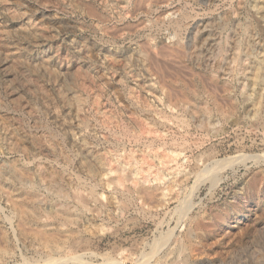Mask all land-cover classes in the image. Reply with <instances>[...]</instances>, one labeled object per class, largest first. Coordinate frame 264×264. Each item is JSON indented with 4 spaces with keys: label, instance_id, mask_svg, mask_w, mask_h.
Returning <instances> with one entry per match:
<instances>
[{
    "label": "rangeland",
    "instance_id": "rangeland-1",
    "mask_svg": "<svg viewBox=\"0 0 264 264\" xmlns=\"http://www.w3.org/2000/svg\"><path fill=\"white\" fill-rule=\"evenodd\" d=\"M262 4L0 0V264H255Z\"/></svg>",
    "mask_w": 264,
    "mask_h": 264
},
{
    "label": "bare ground",
    "instance_id": "bare-ground-1",
    "mask_svg": "<svg viewBox=\"0 0 264 264\" xmlns=\"http://www.w3.org/2000/svg\"><path fill=\"white\" fill-rule=\"evenodd\" d=\"M263 3V2H262ZM263 5V4H262ZM263 7H264V5H263ZM264 15V14H263ZM264 18V17H263ZM253 25V24H252ZM206 27V26H205ZM263 29V28H262ZM197 33V32H196ZM200 33V32H199ZM252 33V32H251ZM253 36V35H252ZM208 37H209V35H208ZM246 37V36H245ZM248 39V38H247ZM227 40V39H226ZM243 40V39H242ZM206 41V40H205ZM221 43V42H220ZM219 43V44H220ZM237 43V42H236ZM242 43V42H241ZM240 45V44H239ZM222 48V47H221ZM237 48V47H236ZM245 48V47H244ZM246 48H248V47H246ZM262 48V47H261ZM227 49V48H226ZM239 49V48H238ZM224 50V49H223ZM236 50V49H235ZM221 51V50H220ZM249 51V50H248ZM223 54V53H222ZM225 54V53H224ZM234 54V53H233ZM226 55V54H225ZM238 56V55H237ZM231 58V57H230ZM216 59V58H215ZM224 59V58H223ZM237 59V58H236ZM251 61V60H250ZM245 62V61H244ZM219 63V62H218ZM250 66H249V68L251 67V69H250V77L252 78V83H253V86H254V84H257V86H259V87H261L262 88V90H264V48H262L261 50H260V53L258 54V55H256L253 59H252V63H250L249 64ZM247 67V66H246ZM220 68V67H219ZM248 68V69H249ZM246 70V69H245ZM241 71H242V68H241ZM247 71V70H246ZM237 73H239V72H237ZM249 73V72H248ZM246 74V73H245ZM244 74V75H245ZM243 75V76H244ZM231 78V77H230ZM251 78H250V81H251ZM246 79V78H245ZM242 80V79H241ZM246 83V82H245ZM246 85V84H245ZM252 85V84H251ZM230 86V85H229ZM245 87V86H244ZM252 87V86H251ZM250 87V88H251ZM255 87V86H254ZM253 87V88H254ZM260 88V89H261ZM256 90H258V89H256ZM254 93V92H253ZM210 95V94H209ZM256 95V94H255ZM261 95V94H260ZM241 96V95H240ZM253 96V95H252ZM250 97V96H249ZM247 98V97H246ZM251 99V98H250ZM253 99H255V98H253ZM257 99V98H256ZM247 100H248V98H247ZM259 101H260V99H259ZM208 102V101H207ZM264 103V102H263ZM206 104V103H205ZM217 107H219V106H217ZM211 108V107H210ZM209 108V109H210ZM252 108V107H251ZM206 110V109H205ZM214 110V109H213ZM216 110V109H215ZM259 110V109H258ZM257 110V111H258ZM204 112V111H203ZM206 113V112H205ZM221 115V114H220ZM227 115V114H226ZM225 116V115H224ZM217 117V116H216ZM238 117V116H237ZM256 117V116H255ZM255 117H253V118H255ZM213 118V117H212ZM209 120V119H208ZM251 120V119H250ZM264 120V119H263ZM210 122V121H209ZM264 125V124H263ZM261 157V156H260ZM264 157V156H263ZM229 158V157H228ZM170 159V158H169ZM242 160H244L243 159V156H242V158H241ZM261 159V158H260ZM231 159L229 158V159H227L225 162L223 161L222 163H224V164H228V162L229 163H231V161H230ZM232 160H233V158H232ZM236 160V159H235ZM234 160V161H235ZM246 160V159H245ZM221 161H222V159H221ZM218 162V161H217ZM236 162H238L237 160H236ZM245 162V161H244ZM218 164H216V166H217ZM220 165V164H219ZM222 165V164H221ZM218 167V166H217ZM223 167V166H222ZM223 169H224V167H223ZM220 170V169H219ZM260 174V173H259ZM219 179V178H218ZM217 180V179H216ZM252 181V180H251ZM143 182V181H142ZM148 187H149V185H148ZM259 197V196H258ZM80 198V197H79ZM256 224V223H255ZM260 226V227H259ZM256 227V230H257V228L258 229H264V224L263 225H256L255 226ZM257 232V231H256ZM259 234V233H258ZM187 236V235H186ZM189 238V237H188ZM258 242V241H257ZM51 244V243H50ZM179 244H181V243H178V245ZM59 245V244H58ZM178 245H174L173 247H171L170 249H169V251H167L164 255H162V256H160V257H158L157 259H155V261H154V263L153 264H185L184 263V261L182 260V259H184V258H182L181 257V255H182V252H183V249L180 247V246H178ZM263 246H264V244H263ZM182 247H184L183 245H182ZM185 249V248H184ZM185 251V250H184ZM251 253V257L253 258V260H254V263L255 264H264V249L262 250H260L259 248H258V246L254 243L253 245H252V247H251V251H250ZM185 256V255H184ZM262 259V260H261ZM187 260V259H186ZM153 261V260H152ZM187 262V261H186ZM252 264V263H251Z\"/></svg>",
    "mask_w": 264,
    "mask_h": 264
}]
</instances>
